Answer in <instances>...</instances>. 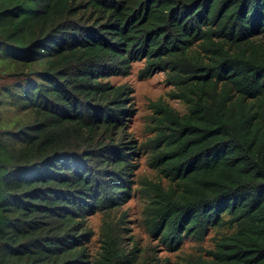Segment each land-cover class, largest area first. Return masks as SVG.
I'll use <instances>...</instances> for the list:
<instances>
[{
  "label": "trees",
  "instance_id": "obj_1",
  "mask_svg": "<svg viewBox=\"0 0 264 264\" xmlns=\"http://www.w3.org/2000/svg\"><path fill=\"white\" fill-rule=\"evenodd\" d=\"M136 63L186 108L152 105L151 234L264 264V0H0V264H156L88 224L132 195Z\"/></svg>",
  "mask_w": 264,
  "mask_h": 264
},
{
  "label": "rangeland",
  "instance_id": "obj_2",
  "mask_svg": "<svg viewBox=\"0 0 264 264\" xmlns=\"http://www.w3.org/2000/svg\"><path fill=\"white\" fill-rule=\"evenodd\" d=\"M143 64H133L132 73L125 79H114L117 84L127 85L133 90L135 113L128 123L131 137L138 142V170L135 173V183L132 195L108 217L99 213L89 219V228L93 233L91 244L92 255L97 256L102 246L105 234L110 235L119 246L121 252L129 257L154 258L156 264H185L189 256H199L213 246V231H210L202 243L192 238H186L175 250L161 241L160 236L151 234V223L148 218L152 201L158 197L159 190H164L167 181L153 166L156 154L162 145L156 146L154 139L160 134L158 118L160 114L152 105L157 102L169 104L175 110L184 113L186 108L178 101L172 100L169 93L172 88L165 82V75L155 73L149 78H140ZM214 239V238H213ZM133 254V255H131Z\"/></svg>",
  "mask_w": 264,
  "mask_h": 264
}]
</instances>
